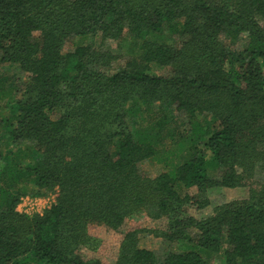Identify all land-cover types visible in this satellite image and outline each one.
I'll return each instance as SVG.
<instances>
[{"label":"trees","instance_id":"16d2710c","mask_svg":"<svg viewBox=\"0 0 264 264\" xmlns=\"http://www.w3.org/2000/svg\"><path fill=\"white\" fill-rule=\"evenodd\" d=\"M31 188L55 194L42 215L16 211ZM139 216L163 228L114 264H264V0H0V264H102L89 228Z\"/></svg>","mask_w":264,"mask_h":264},{"label":"rangeland","instance_id":"374dc122","mask_svg":"<svg viewBox=\"0 0 264 264\" xmlns=\"http://www.w3.org/2000/svg\"><path fill=\"white\" fill-rule=\"evenodd\" d=\"M89 43L88 39L83 40L78 37H72L68 41H66L63 52L71 51L74 46L78 44ZM106 46H110V50L115 54L119 55L123 54L125 51V46L120 48L116 47V44L110 41L105 42ZM245 44L244 40L239 41L235 48L240 50L242 46ZM121 57V56H120ZM122 62V60H121ZM166 70L163 69H154V73L158 75H164ZM11 76L13 80H18L20 84L26 82V76L18 72L17 70L11 69ZM25 143H20L17 146L13 147V149H24ZM29 164L30 160H26ZM140 172L150 178L156 177L163 171V165L157 162L155 159H148L139 164ZM250 188L252 186H243L237 189H225V188H217L208 191L206 194L201 195L199 198H205L207 202V207L202 209L200 213L193 212L196 217L208 216L212 213L215 207L221 206L225 203H229L232 201H249L250 199ZM190 195L195 196L196 191L190 190L188 192ZM55 194L51 192H47L44 190H38L36 188H31L29 193L22 197L16 207V211L19 213L27 214V215H42L43 212L49 208V206L54 202ZM164 225L163 221L151 220L146 216H139L133 219H130L124 223V225L120 228L118 233L107 231L102 227H90L89 232L91 235L99 238L101 240V246L95 253H86L87 258H98L102 264H114L117 256V250L119 243L121 241L122 235L131 229H144V230H154V229H162ZM139 245L142 248L152 250L155 252H164L168 250H176L174 246L167 244L165 241L159 238H154L152 235L143 234L140 238ZM217 260V259H215ZM214 264H219L217 261H212Z\"/></svg>","mask_w":264,"mask_h":264}]
</instances>
